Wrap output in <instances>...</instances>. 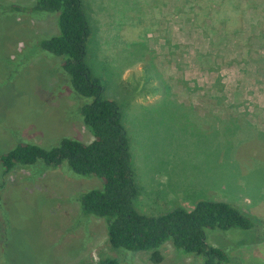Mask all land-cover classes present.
Listing matches in <instances>:
<instances>
[{
  "label": "rangeland",
  "instance_id": "374dc122",
  "mask_svg": "<svg viewBox=\"0 0 264 264\" xmlns=\"http://www.w3.org/2000/svg\"><path fill=\"white\" fill-rule=\"evenodd\" d=\"M83 1L87 62L104 98L118 102L130 139L136 209L156 216L229 202L262 230L208 229L207 243L227 252L224 264H264V0L238 9L225 0ZM35 2L0 0V155L20 142L94 139L62 57L39 47L58 33L56 16L14 8ZM1 185L0 264L202 261L171 240L160 263L114 250L106 221L84 215L78 200L102 187L96 177L64 166L4 176L0 165Z\"/></svg>",
  "mask_w": 264,
  "mask_h": 264
},
{
  "label": "trees",
  "instance_id": "16d2710c",
  "mask_svg": "<svg viewBox=\"0 0 264 264\" xmlns=\"http://www.w3.org/2000/svg\"><path fill=\"white\" fill-rule=\"evenodd\" d=\"M225 1L235 9L241 4V0ZM14 8L56 16L58 33L43 38L39 47L62 57L63 73L69 77L73 94L80 101V118L94 139L84 143L63 137L51 148L20 142L0 155L4 176L18 167L48 170L64 166L76 176L98 178L101 188L79 196L81 211L87 217L106 221L108 241L114 250L148 252L153 263L163 260L161 248L171 240L177 251L201 257L199 264H224L229 260L227 252L207 243L208 229L262 230L247 214L226 201L200 200L192 210L176 207L156 216L140 213L134 204L138 186L123 113L117 101L104 98L102 80L94 76L86 59L92 27L84 1L36 0L32 6ZM37 163L42 165L36 166ZM97 264L122 263L109 258Z\"/></svg>",
  "mask_w": 264,
  "mask_h": 264
}]
</instances>
